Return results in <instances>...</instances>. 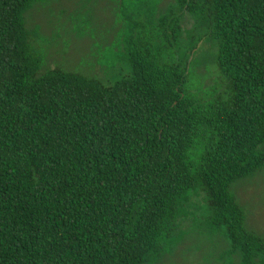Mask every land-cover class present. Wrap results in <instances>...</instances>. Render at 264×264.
<instances>
[{
  "label": "trees",
  "instance_id": "trees-1",
  "mask_svg": "<svg viewBox=\"0 0 264 264\" xmlns=\"http://www.w3.org/2000/svg\"><path fill=\"white\" fill-rule=\"evenodd\" d=\"M39 1L0 0V264H156L196 204L264 264L229 190L264 167V0H117L110 85L37 52Z\"/></svg>",
  "mask_w": 264,
  "mask_h": 264
},
{
  "label": "rangeland",
  "instance_id": "rangeland-1",
  "mask_svg": "<svg viewBox=\"0 0 264 264\" xmlns=\"http://www.w3.org/2000/svg\"><path fill=\"white\" fill-rule=\"evenodd\" d=\"M157 1L166 2L165 6L170 0ZM116 4L117 0H41L24 13L25 26L33 31L37 52L50 66L69 68L110 85L128 73L124 57L113 54L118 40L113 36L115 24L120 25ZM117 37L121 39L122 33ZM211 51L209 46L202 57L205 73L192 69L198 79L210 81ZM229 190L242 208L246 227L264 238V167L234 180ZM202 205L187 212V220L177 227L175 245L156 264H223L226 241L203 223Z\"/></svg>",
  "mask_w": 264,
  "mask_h": 264
}]
</instances>
